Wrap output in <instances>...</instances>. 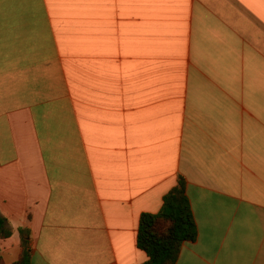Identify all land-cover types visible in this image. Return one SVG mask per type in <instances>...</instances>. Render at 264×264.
<instances>
[{
	"label": "crops",
	"instance_id": "1",
	"mask_svg": "<svg viewBox=\"0 0 264 264\" xmlns=\"http://www.w3.org/2000/svg\"><path fill=\"white\" fill-rule=\"evenodd\" d=\"M180 177L176 264H264V0H0L4 264H148Z\"/></svg>",
	"mask_w": 264,
	"mask_h": 264
},
{
	"label": "trees",
	"instance_id": "2",
	"mask_svg": "<svg viewBox=\"0 0 264 264\" xmlns=\"http://www.w3.org/2000/svg\"><path fill=\"white\" fill-rule=\"evenodd\" d=\"M11 230L0 215V239L8 238ZM198 239V227L187 196V182L183 177L165 197L159 213H144L137 236L138 248L148 257V264H176L183 246ZM0 264H4L0 257ZM14 264H31V251L24 241L20 259Z\"/></svg>",
	"mask_w": 264,
	"mask_h": 264
}]
</instances>
